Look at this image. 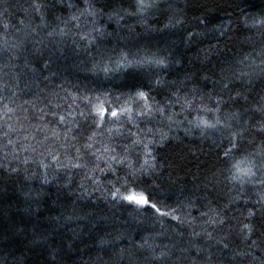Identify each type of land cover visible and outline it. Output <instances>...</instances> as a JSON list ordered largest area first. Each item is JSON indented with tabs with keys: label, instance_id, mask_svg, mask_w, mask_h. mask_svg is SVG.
Segmentation results:
<instances>
[{
	"label": "trees",
	"instance_id": "16d2710c",
	"mask_svg": "<svg viewBox=\"0 0 264 264\" xmlns=\"http://www.w3.org/2000/svg\"><path fill=\"white\" fill-rule=\"evenodd\" d=\"M38 2L53 5L44 9L45 21L49 26L37 28L35 33L27 36L17 32L18 28L23 27L18 23L19 20L23 19L27 23L31 19L32 27L41 24L39 17L29 9L32 0H5L0 4V13L7 8L6 15L0 14V42L5 38L10 42L17 39L25 40L26 51L18 61L21 67L25 57L32 61L35 67H40L43 60L48 59L47 50L52 49L54 43L61 44L63 54L58 53L52 57L50 68L39 74V87L29 73L21 77L20 89L24 90L17 89L16 96L13 97L10 91H0V96L5 97L0 102V158L4 152L10 151L3 147L7 143L2 135L7 130L5 124L7 118L2 114V104L6 103L9 107L23 104L25 100H32L40 90H43L44 94L54 90L62 97L65 95V90L76 96L100 97V101L111 100L115 106L117 96L133 92L138 86L143 85L142 90L148 91L149 79L154 80L157 76L171 82L181 79L185 72H192L195 74L194 79L188 87L198 85L203 93H212L213 80L218 78L219 69L226 67L224 64L226 60H240L247 56L248 63L252 67L245 70L254 69L257 72L260 70L261 53L264 49V26H253L252 21L264 18V0H165L159 12L148 14L147 24L151 29L149 31H146L136 18L131 17L122 21L125 25L123 30L114 22L108 23V32L115 31L126 37L120 42V47L130 49L134 53L140 49V55L155 53L157 50L164 52L167 49L181 60V64L165 71L146 67L135 72H114L108 77L103 72L88 70L91 67L92 57L97 54L96 49L85 51L83 44L79 48L75 47L71 36L60 41L58 37L50 38L47 35L58 25L64 27L57 18L66 19L75 9L62 7L59 0L55 3L53 0H38ZM133 2L134 0H99L97 6L104 5L106 11L112 7L134 11L131 8ZM63 3H72L78 8H83L82 0H63ZM167 4L182 10L183 24L164 29L170 15V12L165 10ZM245 18H248L247 26L244 24ZM201 20L203 23H200ZM229 20L232 22L229 32L231 38L217 40V34L212 29ZM5 24L8 25L7 30L4 28ZM81 25H84L83 20ZM128 26H131V30ZM188 31L203 35L195 36L189 41ZM38 41H42L43 45L37 43ZM103 44L112 48L117 46V41L114 37H109L103 41ZM42 46H46L44 57L34 60V49ZM205 55L208 56L207 60L204 59ZM4 59L5 57L0 56V64ZM53 72L56 73L55 76L52 75ZM2 75L0 73V77ZM203 75L209 76L210 79L203 80L201 78ZM44 76H48L49 79L44 80ZM25 82L29 84V88L24 87ZM173 91H176L174 87L153 84L151 95L156 101L163 103L170 98ZM184 95V92L180 93L182 98ZM262 97H264V83L257 81L248 102L240 101L225 105L220 116L226 118V115L233 111L251 110L259 106ZM67 102L72 103V100L69 99ZM75 103L79 105V110H88L86 102L77 99ZM93 103H96L95 99ZM119 103L123 104V99ZM196 103L199 104L198 99ZM206 104L207 107H215L207 100ZM105 107H108L107 103ZM169 112L178 113L175 118L185 121L179 128L173 126L172 135L178 136L179 140L155 149L163 167L157 174L143 177L137 191L141 188L148 189L152 194V202H159L158 207L161 211L178 209L175 214L180 215L184 223L172 220L171 217L158 218L154 210H137L136 205H128L126 202L113 205L110 199L104 198L106 192L104 195L95 192L90 197L80 196V184L83 183L86 188L91 189V181L86 179L91 173L86 171L70 169L56 172L50 169L48 171L50 182L47 184L39 178L25 179L32 173L38 175L43 173L44 170L39 169L35 162L43 149L36 145V154L19 152L17 149L21 158L25 155L29 156V163L25 165L18 161L14 162L12 166L20 169L18 174L8 175L7 172H0V264H112L115 251L129 247L132 242L139 243L142 238H149V243L158 245L161 249L167 246L173 253L171 258L163 261L162 264H190V260L195 264H203L204 256L194 249L186 254L190 260L180 256L178 249L189 246V241L192 240L206 250L210 248L211 254L215 257L213 264H264V228H259L257 234L252 237L257 241L258 246L249 249L238 236L235 220L229 219L228 224L218 228L207 224V218L200 215L201 212L208 211L209 201L212 202L213 207L222 206L228 202L230 195L235 194L236 189L229 193L232 184L225 181L224 175L220 174V170L224 169L226 164L217 158L218 154H222L223 149L228 146L227 141L224 140L222 147L218 148L216 145L221 143V134L215 129H206L203 136L199 131L185 136L183 129L188 127L185 117L191 120L197 113L190 109L182 112L180 104L170 108ZM204 118L211 121L214 117L209 114L204 115ZM250 118L254 123L260 119V113H250ZM15 120L16 117L13 116L8 122L15 126ZM159 120L160 117L157 116L151 124L146 120L136 122L141 128H145L158 126ZM32 123H36L35 119ZM120 126V124H106V127ZM123 128L125 136L129 128L135 131V128L127 122H124ZM252 135H255L257 145L264 139V135L255 133L247 138L250 139ZM11 138L18 140V135H12ZM37 139L42 140L43 135L38 133ZM122 142L130 143V140L124 137H117L115 140L117 144ZM254 146L250 145L249 148ZM234 156L239 159L240 153H234ZM100 167L103 168L104 165L101 164ZM125 172L126 169L121 168L118 170V175L124 176ZM214 172L217 173L220 183L214 189L210 186L205 190L203 187L205 179L211 177ZM95 176L105 185L109 180H115V176L107 172H97ZM69 179L71 195L69 189L64 187ZM236 183L238 187V182ZM117 187L120 185L117 184ZM244 191L246 193L244 199L255 201L257 194L264 192V189L246 185ZM188 199H191L195 206L190 214L186 215L188 210L181 205L187 203ZM251 207V203L245 204L241 201L233 204L227 215L230 218L235 215L242 219L235 210L239 209L246 214L247 209ZM230 225L232 232L225 243L230 245V249L248 251L250 255L231 261L230 252L222 250L214 241L207 242L203 236L192 237L193 231L207 230L213 232L218 239L221 235L228 234ZM117 236L121 239L115 241V247L100 244L101 239L113 240ZM250 243L251 241H248V244ZM124 264H127V261Z\"/></svg>",
	"mask_w": 264,
	"mask_h": 264
},
{
	"label": "snow or ice",
	"instance_id": "6c2138e0",
	"mask_svg": "<svg viewBox=\"0 0 264 264\" xmlns=\"http://www.w3.org/2000/svg\"><path fill=\"white\" fill-rule=\"evenodd\" d=\"M4 2L5 0H0V4ZM55 2L57 0H53V3ZM59 2L62 7L66 6L69 9H75V11L71 12L66 19L58 17L57 19L64 27L58 25L47 35L50 38L58 37L60 41L71 36L75 47L79 48L83 44L85 51L96 49L97 54L92 57L89 71L103 72L108 77L114 72H135L146 67L165 71L174 65L181 64V60L167 49L164 52L157 50V52L147 55H140V49H137L135 53L130 49L126 50L119 46L126 37L115 31H107V24L112 22L123 30L125 25L122 21L129 17L136 18L146 31L151 30L147 24L148 14L159 12L165 0H134L131 5L134 11L121 7H112L106 11L104 5L97 6L99 0H82L83 8H78L72 3L64 4L63 0H59ZM51 6L53 5L32 0L29 9L39 17L41 24L32 27L31 19L27 23L21 19L18 23L23 27L18 28L17 32L27 36L35 33L37 28H47L49 25L45 21L44 9ZM165 10L170 12V15L164 29L175 28L184 23L181 9L167 4ZM0 14L6 15L7 8ZM82 20L84 21L83 26L81 25ZM200 23L203 21L201 20ZM231 23L229 20L212 29L217 34V40L231 38L229 37ZM244 24L248 25V18H245ZM252 25L264 26V18L253 19ZM128 27L131 30V26ZM4 28L7 30L8 25L5 24ZM73 29H75L74 32ZM156 31L161 30L156 29ZM198 35H203V33L188 31L187 39L190 41ZM109 37L116 39L117 46L108 48L103 44V41ZM37 43L43 45L42 41ZM45 49L46 46L35 48L33 59H42ZM25 51L24 39L10 42L5 38L0 42V56L5 57L4 62L0 64V73L3 74L0 77V91H10L13 97L17 94L16 90L20 89L23 75L31 73L34 82L39 87V74L50 68L53 62L52 57L58 53L63 54L61 44L54 43L53 48L47 50L48 59H44L40 67H35L33 62L26 57L21 67L18 61ZM261 55L259 72L254 69L245 70V68L252 67L248 63L247 56L240 60L224 61L226 67H221L218 78L213 80L212 93H203L198 85L189 88L188 85L192 83L195 74L185 72L181 79L171 82L165 81L159 76L154 80L149 79L148 91L142 90L143 85L138 86L133 92L117 96L115 106L111 100L102 102L100 97L76 96L66 90L63 97L54 90L47 94L40 90L32 100H25L23 104L14 107H9L6 103L2 104V114L7 118L5 120L7 130L2 133L7 143L3 147L10 151L4 152L0 158V172H7L8 175L18 174L20 169L13 167V163L17 161L25 165L29 163V156L25 155L21 158L19 152L36 154V145H39L43 151L39 153V159L35 162L38 164V168L44 171L39 175L32 173L25 179L39 178L44 184H47L50 182L48 179L50 169L56 172L70 169L86 171L91 173L86 176V179L91 181V189L86 188L83 183L80 184V196L90 197L95 192H101L104 195L106 192L107 195L104 198L110 199L113 205L126 202L128 205H136L137 210L151 209L158 214V218L171 217L172 220L182 224L185 222L184 219L175 214L178 209L161 211V208L158 207L159 202H152V194L148 189L141 188L137 191L143 177L157 174L158 170L163 167L157 158L155 149L174 140H179L178 136L172 135L173 126L179 128L185 121L177 120L175 117L179 114L169 112V109L180 104L182 112L190 109L197 113L191 120L185 117L188 125L183 129L185 136L192 135L195 131H199L203 136L206 129H215L221 134V143L216 146L222 147L224 140L228 145L223 149L222 154H218L217 158L225 162L226 167L220 170V174L224 175L225 181L232 184L229 193L231 194L233 189H236L235 194L230 195L228 202L222 206L213 207L212 202L209 201L208 211L201 212V217L207 218V224L218 228H223L228 224L229 219L235 220L238 226V236L247 245V248L258 246L257 241L252 237L257 234L259 228H264V192L258 193L255 201H249L244 199L246 195L244 188L246 185H251L264 189V139L257 145L255 135H252L250 139L247 138L252 133L264 135V97L261 98L262 102L259 103V106L251 110L233 111L228 113L226 118H222L220 113L225 105L236 104L240 101L248 102L256 82L264 83V49H262ZM204 59L207 60L208 56L205 55ZM52 75L55 76L56 73L53 72ZM201 78L205 81L210 79L207 75H203ZM43 79L48 80L49 77L44 76ZM153 84L174 87L176 91L171 92L170 98L161 103L151 95ZM24 87L29 88L30 86L25 82ZM237 88L241 90H235ZM181 92L185 93L183 98L180 96ZM4 99L5 97L0 96V102ZM69 99L72 100V103L67 102ZM77 99L87 103V111L79 110V105L75 103ZM93 99L96 103H93ZM121 99L124 101L123 104L119 103ZM197 99L199 104L196 103ZM206 100L215 107H207ZM105 103L108 104V107H105ZM201 113L210 114L214 118L209 121ZM250 113H260V119L253 123ZM13 116L16 117L15 126L8 122ZM157 116L160 117L158 126L141 128L140 124L136 122L137 120H146L151 124ZM33 119L36 121L34 124L32 123ZM124 122L131 124L135 131L129 128L125 136ZM106 124H120L121 126L118 128L106 127ZM38 133L43 135L42 140L37 139ZM12 135H18V140H13ZM117 137H124L130 140V143L117 144L115 143ZM250 145L255 146L250 149ZM234 153H240V158H235ZM134 156L135 159H133ZM101 164L104 165L103 168L100 167ZM121 168L126 169L124 176L118 175V170ZM97 172L111 173L115 176V180H109L105 185L103 181L96 178L95 173ZM236 182H238V187ZM219 183L217 173L214 172L211 177L205 179L203 187L205 190H208L210 186L214 189ZM117 184L120 187H117ZM70 185L71 180L69 179L64 187L69 189L71 195ZM241 201L245 204L251 203L252 207L247 209L246 214L239 209L235 210L239 212L242 219L235 215L230 218L227 215L229 209L233 204ZM194 206L191 199L181 205L182 208L188 210L186 215L190 214ZM231 232L232 226L230 225L228 234L221 235L218 239L213 235V232L207 230L193 231L192 237L203 236L207 242L214 241L215 244L221 246L222 250L230 252L231 261L250 255L248 251L230 249V245L225 243ZM119 239H121L119 236L113 240L101 239L100 244L115 247V241ZM248 241L251 243L248 244ZM193 249L204 256L203 264H213L215 257L211 254L210 248L206 250L200 247L195 243V240L189 241V246L180 247L178 251L181 257L190 260L186 254ZM172 255L173 253L167 246L161 249L160 246L149 243V238H142L139 243L132 242L129 247L119 248L118 251H115L112 264H124L125 261L127 264H162ZM190 264H195V262L190 260Z\"/></svg>",
	"mask_w": 264,
	"mask_h": 264
}]
</instances>
